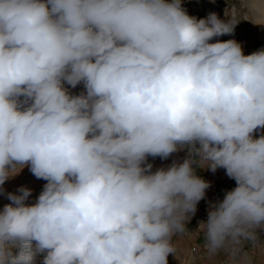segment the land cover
<instances>
[{"label": "clouds", "instance_id": "1", "mask_svg": "<svg viewBox=\"0 0 264 264\" xmlns=\"http://www.w3.org/2000/svg\"><path fill=\"white\" fill-rule=\"evenodd\" d=\"M230 17L197 20L181 0H0V186L25 165L47 181L31 205V189L7 193L0 264H167L210 187L194 165L237 185L199 225L208 258L264 257V48L211 42Z\"/></svg>", "mask_w": 264, "mask_h": 264}, {"label": "rangeland", "instance_id": "2", "mask_svg": "<svg viewBox=\"0 0 264 264\" xmlns=\"http://www.w3.org/2000/svg\"><path fill=\"white\" fill-rule=\"evenodd\" d=\"M166 2H171V0H166ZM181 6L189 16L197 20L205 18L210 12L216 13L221 20L225 21L231 18L230 15L235 16L238 23L234 32L214 37L211 42L234 39L241 44L244 55H250L264 48V0H181ZM64 86L74 95L84 91L82 83L75 88L67 84ZM252 135L254 139L259 138L264 135V128L257 129ZM187 156L188 150L185 148L171 154L167 159L149 156L146 163L152 164L154 172L159 168L169 167L173 161L182 163ZM194 167L196 175L208 182L210 187L205 190V197L197 203L195 213L187 221V232L174 239L176 254L168 255L167 264H215L208 258L204 249V237L202 232H198L199 225L207 220L210 207L222 201L226 192L237 186L236 181L229 178L223 168L212 172L207 166L201 168L194 165ZM29 169L30 165H25L20 171L17 168L16 171L19 172L10 176L0 186V211L6 204L11 203L7 198V193H17V189L22 186L31 189V195L25 203L31 205L36 202L47 181L37 179ZM15 251L13 248V252ZM253 255L256 264H262L264 257L260 250H254ZM220 259L222 258L217 257L216 261ZM36 264H43V254L37 257Z\"/></svg>", "mask_w": 264, "mask_h": 264}]
</instances>
